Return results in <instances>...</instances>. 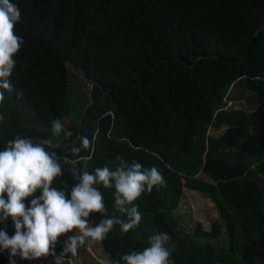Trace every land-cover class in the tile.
Returning <instances> with one entry per match:
<instances>
[{"label":"trees","instance_id":"obj_1","mask_svg":"<svg viewBox=\"0 0 264 264\" xmlns=\"http://www.w3.org/2000/svg\"><path fill=\"white\" fill-rule=\"evenodd\" d=\"M12 2L22 13L16 33L24 44L14 90L0 104V151L16 136H52L51 122L66 114L71 64L91 83L94 103L82 121L65 125L71 140L61 134L49 149L64 169L53 186L70 194L76 183L63 158L76 159L69 145L79 131L90 141L79 154L89 171L115 170L120 157L157 167L166 182L134 202L138 227L122 234L115 225L100 242L107 260L142 251L150 236L167 232L172 264H264V0ZM237 83L254 96L253 111L228 108ZM222 128L220 137L209 135ZM98 187L106 216L127 219L114 207L115 188ZM185 189L215 204L219 217L209 230L178 222ZM101 218L92 214V225ZM0 230L14 234L10 217ZM7 254L0 251V264ZM17 264L30 261L18 257Z\"/></svg>","mask_w":264,"mask_h":264},{"label":"clouds","instance_id":"obj_2","mask_svg":"<svg viewBox=\"0 0 264 264\" xmlns=\"http://www.w3.org/2000/svg\"><path fill=\"white\" fill-rule=\"evenodd\" d=\"M21 10L12 0H0V104L4 102L5 91L14 90L11 76L16 68L15 56L21 51L24 38L16 33L21 21ZM22 96L23 93H17ZM5 117L0 114V123ZM52 123V136L35 140L31 137L16 136L7 141L0 151V222L11 218L15 232L9 236L0 230V251L10 252V264L15 258L34 261L52 256L55 264H64L65 257L71 258L78 250L91 242H101L107 238L115 225L122 234L139 226L142 214L134 202L154 187L165 185L161 171L155 167L145 168L139 162L128 163L120 160L115 170L97 167L88 170V164L80 157L82 149L89 147L85 136L73 141L70 151L73 159L65 156L64 162H71L69 169L76 183L70 194L53 186L54 181L63 176L61 157L49 149L59 147L54 139L61 134L71 140L73 133L59 119ZM115 188L114 207L126 215L127 219L106 216L104 197L99 190ZM39 193V195H36ZM31 198L29 204L25 200ZM101 215L100 222L92 225V214ZM63 239L59 255L56 247ZM170 240L167 232L156 233L148 238V247L142 251L132 250L120 254L118 259H108L106 264H172V253L166 247Z\"/></svg>","mask_w":264,"mask_h":264},{"label":"rangeland","instance_id":"obj_3","mask_svg":"<svg viewBox=\"0 0 264 264\" xmlns=\"http://www.w3.org/2000/svg\"><path fill=\"white\" fill-rule=\"evenodd\" d=\"M69 71V92L66 103V114L61 123L65 126L71 122L77 121L87 107L91 94L92 85L84 77V74L73 65H68ZM228 108L243 109L246 111H253L256 107V102L252 93L245 91L240 83H237L231 90L227 97ZM222 129H211L209 135L213 137H220L224 132ZM59 137H56L55 142H58ZM203 179L207 180L204 174H201ZM217 214V215H216ZM176 218L180 225L186 230H192L196 222H201L210 229V224L219 216L218 210L211 199L206 198L204 194L189 189H185L184 199L179 208L176 210ZM213 246H218V241L213 240ZM76 258H90L93 257V264H106L107 254L102 249L100 242H91L78 250ZM10 252L7 254V262L10 264ZM17 258L15 262L17 264ZM98 260V261H97ZM30 264H55L52 256L41 257L38 260L30 261ZM92 264V263H90Z\"/></svg>","mask_w":264,"mask_h":264},{"label":"crops","instance_id":"obj_4","mask_svg":"<svg viewBox=\"0 0 264 264\" xmlns=\"http://www.w3.org/2000/svg\"><path fill=\"white\" fill-rule=\"evenodd\" d=\"M218 217L219 216H217L214 220L218 219ZM211 224H210V226H211ZM203 226H204V224H203ZM205 229H207L206 226H205ZM102 249H103V247H102ZM90 263L93 264V257H91V262H90V258H76V257H71L69 259H64V264H90ZM102 264H103V262H102Z\"/></svg>","mask_w":264,"mask_h":264},{"label":"water","instance_id":"obj_5","mask_svg":"<svg viewBox=\"0 0 264 264\" xmlns=\"http://www.w3.org/2000/svg\"><path fill=\"white\" fill-rule=\"evenodd\" d=\"M90 94H91V102L85 108L84 114H85L86 110L89 109L93 105V103H94V97H93V90H92V88H91ZM84 114H83V116H84ZM83 116H82L81 121L83 120ZM79 133H80L79 136H81V131H79ZM33 139H35V140H41V138H33Z\"/></svg>","mask_w":264,"mask_h":264}]
</instances>
